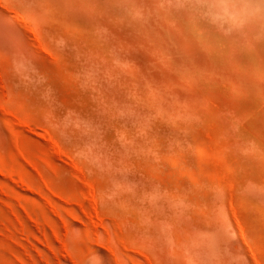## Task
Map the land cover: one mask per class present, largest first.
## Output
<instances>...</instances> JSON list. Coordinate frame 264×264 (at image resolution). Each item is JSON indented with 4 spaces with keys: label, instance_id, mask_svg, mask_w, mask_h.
I'll list each match as a JSON object with an SVG mask.
<instances>
[{
    "label": "rangeland",
    "instance_id": "374dc122",
    "mask_svg": "<svg viewBox=\"0 0 264 264\" xmlns=\"http://www.w3.org/2000/svg\"><path fill=\"white\" fill-rule=\"evenodd\" d=\"M263 246L264 0H0V264Z\"/></svg>",
    "mask_w": 264,
    "mask_h": 264
},
{
    "label": "bare ground",
    "instance_id": "6f19581e",
    "mask_svg": "<svg viewBox=\"0 0 264 264\" xmlns=\"http://www.w3.org/2000/svg\"><path fill=\"white\" fill-rule=\"evenodd\" d=\"M8 6L10 7L11 6V4H8ZM49 43V42H48ZM43 48V47H42ZM45 50V49H44ZM257 131V130H256ZM59 145V144H58ZM59 147H60V145H59ZM61 148V147H60ZM75 161H77V160H75ZM77 163L79 164V162L77 161ZM49 168V167H48ZM54 168H56V167H54ZM53 168V169H54ZM51 170V169H50ZM55 173V172H54ZM81 175V174H80ZM82 178V177H81ZM83 179V178H82ZM50 180V179H49ZM219 183V182H218ZM225 183V182H224ZM225 185V184H224ZM234 185V184H233ZM93 188V187H92ZM91 188V189H92ZM225 188H226V185H225ZM228 189V188H227ZM232 190V189H231ZM87 193H88V191H87ZM229 194V193H228ZM234 194V193H233ZM235 195V194H234ZM227 196V195H226ZM238 196V195H237ZM89 198H91V194H90V197ZM240 199V198H239ZM92 200L93 201H95V205H93V208H94V210H95V212L96 213H99L98 211H99V200H98V198H97V196H96V193H94L93 194V197H92ZM231 201V200H230ZM228 202H229V200H228ZM238 202V201H237ZM94 204V203H93ZM230 204H228V206H229ZM92 209V208H91ZM95 212H94V215H95ZM237 212V211H236ZM232 213H234L233 211H232ZM235 214V213H234ZM233 214V215H234ZM93 215V216H94ZM95 217V216H94ZM99 219V218H98ZM235 222V221H234ZM235 223H237V220H236V222ZM239 223H240V221H239ZM99 224V223H98ZM241 226V225H240ZM242 227V226H241ZM242 228H244V227H242ZM238 229H239V227H238ZM240 230V229H239ZM241 231V230H240ZM192 233V232H191ZM178 234V233H177ZM243 238H244V236H243ZM256 239H258V238H256ZM255 240V239H254ZM256 242V241H255ZM260 242V241H259ZM255 246V245H254ZM261 247V246H260ZM264 247V246H263ZM257 248V247H256ZM129 249V248H128ZM254 251V250H253ZM257 251V250H256ZM264 251V250H263ZM141 254V253H140ZM256 254V253H255ZM145 255V254H144ZM257 257V256H256ZM145 258H147V257H145ZM258 259V258H257ZM147 260H149V259H147ZM150 264V263H149Z\"/></svg>",
    "mask_w": 264,
    "mask_h": 264
}]
</instances>
